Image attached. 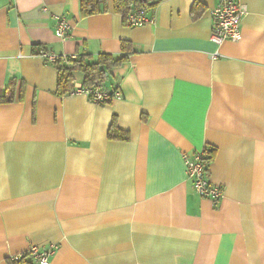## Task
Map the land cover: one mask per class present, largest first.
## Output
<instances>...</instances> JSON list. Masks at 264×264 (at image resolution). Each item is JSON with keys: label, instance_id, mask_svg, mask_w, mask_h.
Wrapping results in <instances>:
<instances>
[{"label": "crops", "instance_id": "0c3cea01", "mask_svg": "<svg viewBox=\"0 0 264 264\" xmlns=\"http://www.w3.org/2000/svg\"><path fill=\"white\" fill-rule=\"evenodd\" d=\"M106 1L81 16L79 0H0V95L14 87L0 101V264L29 245L53 248L49 264H264V0H239V37L219 44L215 0H151L134 26ZM122 39L134 52L109 69L107 102L56 93L33 51L92 59ZM112 116L127 139L107 137ZM203 146L216 201L185 173L183 152Z\"/></svg>", "mask_w": 264, "mask_h": 264}, {"label": "built area", "instance_id": "2783aa9c", "mask_svg": "<svg viewBox=\"0 0 264 264\" xmlns=\"http://www.w3.org/2000/svg\"><path fill=\"white\" fill-rule=\"evenodd\" d=\"M213 6L212 24L210 38L216 44H219L224 39L235 40L239 37V22L241 17L246 13V6L239 0H215ZM126 23L128 25H141L153 20V14L147 15L145 7L141 6L137 10H132L126 15ZM69 20L60 14L55 15V34L59 38H64L70 29ZM35 54L41 56L45 61L51 62L57 54L38 47ZM74 56V54H70ZM70 93H83L92 101L110 100L120 96L119 89L116 86L106 87L102 81L95 80V83L90 86L82 84V80L74 77L73 85ZM208 151L203 148H198L192 152H183L182 157L185 164V173L192 181L194 191L202 197H208L216 201L222 194V187L219 184L213 183L208 176L209 160L207 159ZM39 264H49L50 256L53 253V248L45 249L36 245L29 247L18 254L12 255L18 258L23 254Z\"/></svg>", "mask_w": 264, "mask_h": 264}, {"label": "trees", "instance_id": "16d2710c", "mask_svg": "<svg viewBox=\"0 0 264 264\" xmlns=\"http://www.w3.org/2000/svg\"><path fill=\"white\" fill-rule=\"evenodd\" d=\"M155 5L151 0H112V10L118 12L123 20L126 15L132 11L137 10L139 7L144 6L145 11L151 10ZM199 8L197 1L193 2L190 7V12L195 17L197 15L196 9ZM108 10L106 0H79V14L81 16L90 15L97 12H103ZM44 47L43 45H34V52L38 47ZM45 48V47H44ZM134 49L130 41L122 39L120 41V52H97L92 59L90 54L86 53H73L70 54H57V57L50 63L56 69V88L55 92L63 95L67 92L70 93L73 85V79L77 72L82 74V84L90 86L95 83V80L102 81L108 77V71L112 66H116L127 59L128 55L133 53ZM21 86V85H20ZM9 89L7 92L0 95V101H11L14 97L12 84L7 85ZM20 95L22 94V87H20ZM108 100H100L98 102H107ZM107 137L116 139H127L128 135L126 131L120 129L116 125L115 117L112 116L107 128ZM207 159L210 161L213 158L215 148L208 147ZM32 260L25 253L18 258L13 256L7 257V264H32Z\"/></svg>", "mask_w": 264, "mask_h": 264}]
</instances>
